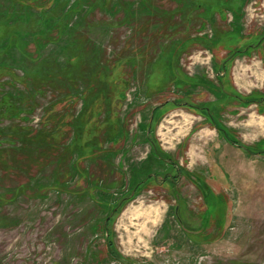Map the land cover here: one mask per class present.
<instances>
[{"label":"rangeland","instance_id":"1","mask_svg":"<svg viewBox=\"0 0 264 264\" xmlns=\"http://www.w3.org/2000/svg\"><path fill=\"white\" fill-rule=\"evenodd\" d=\"M0 264H264V0H0Z\"/></svg>","mask_w":264,"mask_h":264},{"label":"flooded vegetation","instance_id":"2","mask_svg":"<svg viewBox=\"0 0 264 264\" xmlns=\"http://www.w3.org/2000/svg\"><path fill=\"white\" fill-rule=\"evenodd\" d=\"M244 51H245V48H243V50L241 48L240 49L238 48L237 50H235V53H241ZM228 63L229 62L227 61L225 64L222 65L223 66L222 72H220L216 68V73H217L216 80L218 83L217 87H219V89L221 90V93L225 96L224 97L225 99H228V98L229 99H237V100H240L243 102L245 96H243L235 87H233L229 84V79H230L229 78V73H230L229 68L230 67L228 66ZM179 73L184 74L182 71L181 72L179 71ZM190 81L195 84L194 80H192L191 78H190ZM175 103L178 105L182 104V103H178V102H174V104ZM168 105H169V102L164 104V105H161L160 109L165 108V110H166L168 108ZM185 105L189 109H192L196 113L204 116L206 119H209L210 123L214 125V128L219 133H221L230 144H244L243 142L241 143L240 141H237L236 136L232 133V131L229 130V128H227L225 125H223L217 119V117L215 116L211 106H207V105H203V104H197V103H193V102H185ZM164 111L160 115H162L164 113ZM230 138L232 140H230ZM254 144H260V143H254ZM172 167L175 168L176 172H178L180 177L183 176L184 174L188 175L187 172L184 173L183 169L174 162L172 163ZM180 177H179V179H180ZM193 177H197V176L193 175ZM167 179H168V177L165 180H167ZM171 183H172V185L175 186L176 181L173 180Z\"/></svg>","mask_w":264,"mask_h":264},{"label":"crops","instance_id":"3","mask_svg":"<svg viewBox=\"0 0 264 264\" xmlns=\"http://www.w3.org/2000/svg\"><path fill=\"white\" fill-rule=\"evenodd\" d=\"M170 58H171V57H170ZM169 60H170V59H169ZM165 63H168V61H165V62H164L163 70H165V69H167V68H173V67H174V66L172 65V67L169 66V67L166 68ZM158 70H159V69H158ZM165 73H166V72H165ZM157 77H159V71H158V73H157ZM160 77H161V76H160ZM162 77H163V80H165V75L162 76Z\"/></svg>","mask_w":264,"mask_h":264},{"label":"trees","instance_id":"4","mask_svg":"<svg viewBox=\"0 0 264 264\" xmlns=\"http://www.w3.org/2000/svg\"><path fill=\"white\" fill-rule=\"evenodd\" d=\"M152 143L154 144V142L152 141ZM155 145V144H154ZM132 197V196H131ZM126 200H127V197H126Z\"/></svg>","mask_w":264,"mask_h":264}]
</instances>
